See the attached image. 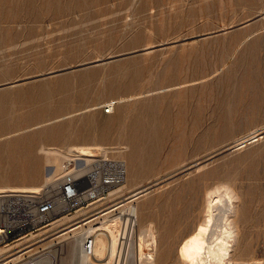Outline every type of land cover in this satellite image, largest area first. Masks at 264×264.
Here are the masks:
<instances>
[{
    "label": "rangeland",
    "instance_id": "1",
    "mask_svg": "<svg viewBox=\"0 0 264 264\" xmlns=\"http://www.w3.org/2000/svg\"><path fill=\"white\" fill-rule=\"evenodd\" d=\"M48 1L0 0V186L60 179L47 150L65 169L72 148H103L126 163L123 187L148 189L133 217L137 243L154 231L155 264H180L223 190L235 259L264 264V0Z\"/></svg>",
    "mask_w": 264,
    "mask_h": 264
},
{
    "label": "built area",
    "instance_id": "2",
    "mask_svg": "<svg viewBox=\"0 0 264 264\" xmlns=\"http://www.w3.org/2000/svg\"><path fill=\"white\" fill-rule=\"evenodd\" d=\"M65 169L60 179L46 184L37 192L0 193V248L15 246L11 252L18 255L15 264H64L68 261L80 264L82 257L88 260V264H97L90 261L94 256L95 232H89L87 227L81 232L82 225L85 227L97 215L81 223H77V220L67 226L60 225L51 230L49 227L63 217L72 216L80 209L118 192L126 184L127 165L123 160L95 154L89 161H68ZM122 217L114 260L112 263L104 260L98 264H128L125 259L120 263L124 252L125 257L128 254L135 255L136 219ZM96 221L93 220L94 223ZM44 230L45 234L39 238L17 246L24 238ZM46 237L56 240L54 247L43 246L33 250L34 246L30 245ZM58 241L62 242L57 244ZM4 257L0 256V264H8L3 260Z\"/></svg>",
    "mask_w": 264,
    "mask_h": 264
},
{
    "label": "bare ground",
    "instance_id": "3",
    "mask_svg": "<svg viewBox=\"0 0 264 264\" xmlns=\"http://www.w3.org/2000/svg\"><path fill=\"white\" fill-rule=\"evenodd\" d=\"M5 1H9V0H5ZM17 4H18V1H17ZM45 11L47 10L45 9ZM261 136H262V133H254L250 137H248L250 138L248 141L249 142L257 141L259 138H261ZM4 139L5 138H2L1 140H4ZM244 139L238 142V144L240 143L239 145H237L238 148H241L244 146V143H245ZM92 149L88 147H76L70 150L69 148L70 151L64 157L68 159V161H71L72 159L74 160L82 159V160L89 161L91 157L95 156V151H93ZM101 150L103 151L102 155H105L104 153L105 149L101 148ZM47 151L49 154L52 153L54 155L55 157L54 163L57 164V166L56 164H54L56 167L55 169L56 171L53 173V175L51 174L52 176L47 178V181H51V180L53 181L55 178L60 176L63 172L65 173L66 169L62 168L63 163L61 164L62 166L59 165L60 163L58 164L60 155L57 152H51L49 150ZM46 162H49L48 159ZM49 164L51 163L49 162ZM38 190L40 189L36 187L30 188V189H23V188L19 189L15 187L0 186V193L20 192V191L37 192ZM124 190L127 191L128 187L125 186L121 188L118 192L111 194L108 198L95 202L87 208L80 209L77 213L73 214L72 216L63 217L62 219L54 223L51 227H49V229L51 230L60 225L67 226L77 220H79V222L77 223H81L82 221L88 218H91V217H88L82 220L80 219L86 216L87 214H89V212H86V210L89 209L90 207H93L94 210H97L101 206L103 207L105 205H108L114 202L115 200L118 201V199H121L122 197L124 198L125 197V195L123 194ZM147 190H148L147 188H142L140 190H135V191L128 190L129 192L127 193H129V195H127L126 199H123V201H120L111 207H106L104 209H101V211L95 214L97 215V217L95 218L97 220L96 223L93 222V220H95L93 219L92 221H89L90 223L86 225L85 227L82 225L81 232L86 227L89 230V232L90 231L95 232L94 256L90 260L92 263L98 264L104 260H108L109 263H112V261L114 260V256L117 252V248H118V237H119L120 229L122 227V221H121L123 218L122 215H127L128 217L136 216L137 209L135 207V202L140 197L146 196V194L149 193V192L147 193ZM223 191L224 192H217V193L213 192L214 195L212 197L208 195L210 198H209V201H207L208 205L206 207L207 208L206 220L200 223L199 226L196 227V229L192 231V233H190L179 245L178 255L180 258V261H179L180 264H258L255 261L253 262V261H245L242 259L241 260L235 259V252H236L237 243L239 241V230H240L238 226V221H237V207L235 205L234 196L232 195V193L228 190H223ZM115 206L117 207L112 208ZM87 229H86V232H87ZM45 232H46L45 230L40 231L36 235L33 234L30 237L24 238L23 240L17 243V246H21L25 242H30L32 240H35L39 238V236L44 235ZM52 241H53L52 238L49 239V237H46L42 240H39L33 243L30 246H34L33 250H36L43 246H46V248H52L54 247L55 245L54 241L56 240H54L53 243ZM61 242L62 241H58L57 244H60ZM156 243H157L156 237H155L154 231L151 226L148 229L146 228V230L144 229L140 232L139 241L136 245V257H137V261L139 262V264H155V258H154L155 251L154 250H156L155 248ZM152 246H154L155 248L154 250L150 248ZM14 248L15 246H12V245L0 248V256H5L3 260L7 261L8 264H15L14 261L18 259L17 257L18 255L15 256V254L11 253L14 250ZM146 248H148L150 252L154 251V253L146 252L145 251ZM73 255H75V253ZM64 264H71V261L64 262ZM80 264H88V260H85L82 257L80 258Z\"/></svg>",
    "mask_w": 264,
    "mask_h": 264
},
{
    "label": "water",
    "instance_id": "4",
    "mask_svg": "<svg viewBox=\"0 0 264 264\" xmlns=\"http://www.w3.org/2000/svg\"><path fill=\"white\" fill-rule=\"evenodd\" d=\"M200 38H202V37H200ZM170 45V44H169ZM161 47H165L164 45H160V46H154V47H151V48H147V49H145L144 51L145 52H151V51H154V50H156V49H158V48H161ZM102 62H104V61H98V62H96L95 64H100V63H102Z\"/></svg>",
    "mask_w": 264,
    "mask_h": 264
}]
</instances>
